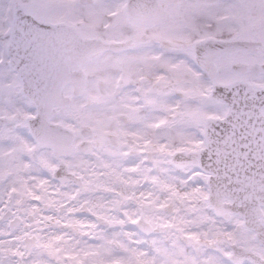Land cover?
I'll return each mask as SVG.
<instances>
[{
  "label": "snow or ice",
  "instance_id": "snow-or-ice-1",
  "mask_svg": "<svg viewBox=\"0 0 264 264\" xmlns=\"http://www.w3.org/2000/svg\"><path fill=\"white\" fill-rule=\"evenodd\" d=\"M0 264H264V0H0Z\"/></svg>",
  "mask_w": 264,
  "mask_h": 264
}]
</instances>
